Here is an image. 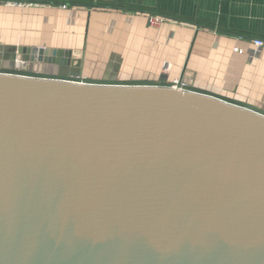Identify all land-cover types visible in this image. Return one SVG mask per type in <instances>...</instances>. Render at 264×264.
<instances>
[{"label": "water", "instance_id": "obj_1", "mask_svg": "<svg viewBox=\"0 0 264 264\" xmlns=\"http://www.w3.org/2000/svg\"><path fill=\"white\" fill-rule=\"evenodd\" d=\"M119 63L0 45V264H264V109Z\"/></svg>", "mask_w": 264, "mask_h": 264}, {"label": "crops", "instance_id": "obj_2", "mask_svg": "<svg viewBox=\"0 0 264 264\" xmlns=\"http://www.w3.org/2000/svg\"><path fill=\"white\" fill-rule=\"evenodd\" d=\"M16 1L51 5L0 2L2 46L82 55L90 78H101L114 56L121 80L176 81L185 70L196 88L264 109V46L253 43H264V0ZM150 16L164 22L149 28Z\"/></svg>", "mask_w": 264, "mask_h": 264}, {"label": "built area", "instance_id": "obj_3", "mask_svg": "<svg viewBox=\"0 0 264 264\" xmlns=\"http://www.w3.org/2000/svg\"><path fill=\"white\" fill-rule=\"evenodd\" d=\"M162 22H164V20L160 17H153V16L148 17V27L149 28H157L159 25H161ZM253 43L256 47V50L264 46V43L259 40H256ZM234 52L240 53L239 50H234Z\"/></svg>", "mask_w": 264, "mask_h": 264}]
</instances>
